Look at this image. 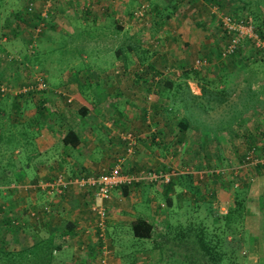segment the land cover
<instances>
[{
    "label": "crops",
    "instance_id": "crops-1",
    "mask_svg": "<svg viewBox=\"0 0 264 264\" xmlns=\"http://www.w3.org/2000/svg\"><path fill=\"white\" fill-rule=\"evenodd\" d=\"M28 1L34 3L32 12L26 10ZM139 5L148 8L146 16L149 17L148 26H153L151 33L134 34L133 22L136 19L130 13ZM167 10L169 16H161ZM229 13L232 16L245 15L251 21L260 23V28L264 30V0H0V88L3 86V93L12 97L22 90H31L27 95L24 94V99L30 101L29 96L33 95V100L41 106L40 110L34 112L35 116L31 117L35 118L32 124L28 125L27 120L20 129L14 131L21 133L22 138L26 137L27 132L30 133V140H24L29 145L25 148L27 152L23 159L26 160L25 164L32 165V169L29 167L30 171L28 170L31 182L48 181L59 172L67 177L100 174L108 171L119 158H123L120 162L123 173H135L143 170L142 168H149L146 170L170 172L175 177L174 164L182 166L190 162V144L194 141L190 134L198 135V146L205 150L206 144H210V138L214 141L212 146L216 150L219 149V142H224V137L230 138L222 136L223 127L213 133L204 127L199 129L190 119L192 107L217 118L225 116L226 110L234 113L238 111L236 116L243 121L229 134L231 137L242 134L244 150L249 141L264 153V70L260 74L264 59L255 55V59L262 65L258 67L260 64L249 60L254 59L253 49L249 50L247 47L241 53L248 54L241 57H244L241 67L247 71L246 80H229L232 63L228 66L214 62L216 80H212V76H200V72L195 80L185 73V63L191 59V55L197 54V58L204 60L205 65L206 60H211L221 50L220 16L230 15ZM39 21L41 31L35 36L33 26ZM155 24L158 25L154 26ZM151 35L153 44L143 42L150 39ZM35 40L36 48L33 47L29 52L27 47L35 46L31 44ZM162 46L165 50L172 51L171 59L176 61L180 70L178 79L158 80L159 77L154 75V80H124L129 84L122 85L121 76L115 75L119 69H128V64L140 66L149 61L150 67L163 66L160 65L161 59L156 62ZM34 51L35 55L30 54ZM54 51L64 52L57 63L50 58ZM104 55L108 56V64L95 68V58ZM8 56H11L10 61L6 58ZM20 57L23 61L17 65L16 60ZM239 57L238 54L226 59L235 61ZM29 62L35 63V68L43 73L44 88L36 87L37 80L31 81L32 76L24 66L30 65ZM195 68L198 67H192ZM239 68L240 65H235L234 71ZM165 71L169 72L167 67ZM138 81L145 84L144 93L151 92L147 95L151 99L148 102L142 97L143 91L133 89ZM213 89L222 91L221 94L216 93L218 97L222 96L220 101H212L210 92ZM4 94H0V97L6 96ZM176 95L178 96L174 99ZM181 95L194 100L191 110L185 103H179L178 107L176 105V111L173 107H168L170 101L175 102ZM67 97L70 107L65 103ZM250 97L256 101L251 102ZM166 105V110L171 109L172 114H166ZM57 116L62 117L60 122L54 120ZM66 122L68 126L65 125ZM12 126L13 124L10 128ZM68 129L78 135L79 142L74 147L64 145L61 141ZM126 132L138 135V143L130 155L125 153L123 134ZM24 142L22 144L25 147ZM178 149L179 154L173 156ZM180 154H184L186 159H181ZM208 156L206 151L201 154L204 159ZM29 172L22 175L24 179ZM179 173L185 172L180 170ZM214 173H217L216 170ZM185 177L176 180H184ZM143 183L146 185L114 189L108 199L103 201L109 214L106 223L108 244L115 246L125 236L133 237L129 240L132 244H144L146 238L132 235V225L137 220H143L158 226L163 221L156 213L160 209V201L165 204V197H171V207H179L181 199L188 196L180 184L165 191L164 182ZM65 190L60 196H55L49 190H42L45 195L41 194L39 200L49 201L56 212L52 218L49 214H41V227L34 224L35 230L32 232H44L40 237L51 236L57 250L65 247L70 250L63 242L65 238L72 241L74 238L82 241L83 238L87 239L84 243L91 242V238L88 239L83 233L91 224L88 208L86 209V194L71 185ZM13 194L15 193L7 197L14 198L10 201L15 206L21 200L18 201L19 194ZM29 203L28 206L24 203L27 208L35 202L32 205ZM35 205L38 209L39 203ZM194 205L186 206L189 212L195 208ZM165 209L166 206L162 209L164 212L162 211L161 217L166 219ZM171 212L169 209V213ZM122 227L125 229L123 232ZM32 243L31 240L29 243L23 241V247ZM156 257L160 258L158 253ZM79 262L77 261L78 264ZM109 262L123 264L118 255L109 258Z\"/></svg>",
    "mask_w": 264,
    "mask_h": 264
},
{
    "label": "rangeland",
    "instance_id": "rangeland-1",
    "mask_svg": "<svg viewBox=\"0 0 264 264\" xmlns=\"http://www.w3.org/2000/svg\"><path fill=\"white\" fill-rule=\"evenodd\" d=\"M28 2L32 4V7L34 9V3L32 1H28ZM137 9L143 10V15L141 17L133 13ZM169 10L162 12L161 16H164L165 14H167ZM134 11L130 13L131 14L130 16L133 19L138 20V21L135 20V23L133 22V24L135 25V29L133 30L134 34L139 33L141 35L142 33L144 34L145 32L151 33L153 26L152 28L148 26L149 17L146 16V13L148 12L147 6L139 5L136 7ZM166 16H169V14H167ZM230 16H232V14H230ZM38 23H40V21L34 23L33 28H36ZM156 25L158 24H155L154 26ZM40 31L41 30L39 31L34 30V32L36 33L35 36H37ZM34 39H37V38H34ZM150 39L148 40L145 39L143 42L148 43V44L149 43L153 44L154 39L152 38V35ZM37 40H35L34 42L32 41L31 43V44H35V46L32 45V48H31L29 45L27 47V50L29 52L32 51L33 47L36 48ZM223 40H225L224 37H223ZM223 40L220 42V45L223 43ZM171 52L172 51L170 50H165L163 46L162 48H160V51L157 55L158 59H156V62L157 61L159 62V59H161L162 63H160V65L163 64V66H160L159 68L158 66L150 67L149 61H147L146 63L143 62L144 64L140 66H137L135 65V63H132V64L127 65L128 69H124V70L119 69V72L116 73L115 76L116 77L121 76L120 78L122 80V85L129 84V82H126L124 80H154L153 78L154 75L156 77H159L158 80L178 79L177 77L180 73V70L177 67L178 64H175L176 61L171 59L172 58ZM35 53L36 52L34 51L33 53H30V54L35 55ZM63 54L61 51H58V52L54 51L52 54H50V58H52L55 61V63H57L59 61V57H61ZM217 54L215 56L213 55L211 60H206L205 65H202L195 69H192L193 67L192 64H193V60L197 58V54L191 55L190 56L191 59L185 63L187 67L186 71L188 73L189 78H193L195 80L198 79L196 75L198 72H200V76L208 75L209 77L212 76L211 77L212 80H216L214 69H216V63L220 62L221 65H228V66L230 65V63H232L231 64V67H232L231 76H229V80H235V79L246 80L247 71L246 69H242L243 68L241 67L242 64L235 62L234 60H231V59L227 60L226 59L227 57L223 58L224 60L226 59V61H222L223 59H220ZM6 58L8 61L11 60V56H8ZM249 60L253 61L252 63L260 64L258 63L259 60L258 61L255 59H249ZM22 61L23 59L20 57V59L16 60V64L18 65V63H22ZM108 62H109L108 56L104 55L102 57H96L93 64L95 65L94 66L95 68L99 69L101 66L107 65ZM214 62L216 63L214 64ZM34 65L35 63H30V65H26V64L24 65L25 68L29 71V73L32 76L31 81H36L38 80V78L41 80H45L42 76L43 73H41L37 68H35ZM235 65H240V68L238 71H234ZM18 67L22 68V66H18ZM166 67L169 72L165 71ZM188 67L190 69H188ZM258 67H262V65L260 64V66ZM155 68H158V69L156 70ZM171 68L172 70H170ZM263 70H264V65H263V68L260 70V74H262ZM135 73L137 76L135 75ZM190 75L192 76L190 77ZM180 80H183V79H180ZM145 87L146 86L144 83L138 81L137 84L133 86V89H136L138 91L140 90L143 91L142 97H145V99L148 102V100H151L148 98L149 96L148 93L151 94V92L144 93ZM1 89H3L2 91L4 92L3 86H1ZM122 92L125 93V95H127V93L123 89H122ZM134 92L136 91L134 90ZM138 94H141V93H138ZM4 95L6 96L0 97V105H3V107L5 108V109H1L4 114V117H0V129L1 130L3 129L0 132V209H1L0 210V248L3 247L5 249L10 250V249H18L21 246L23 247L24 246L23 241H27L29 243L31 240L32 242H34L38 240V238L44 233V232L39 233V231L32 233L35 230L33 228L34 224H38L40 225L38 227H41L40 215L42 213L38 212V209L35 203L36 204L39 203V206H40L45 202H47L48 204L50 202L44 201V200H42L44 201L42 202L39 200L41 198L40 195L41 194L45 195V194L40 187L39 188L34 187L33 185L35 183L31 182L32 179L29 177L31 173L29 171H30V168L32 169V165L29 166L24 163L26 160H24L23 158L25 157V154L27 152V149L25 148L27 147V145H29V144H26L24 140L25 139H27L28 141L30 140L31 138L30 133L27 132L26 137L22 138V135L18 134V132L16 133L14 132L17 129H20L21 126L24 124V122H26L27 120H30L31 117L35 116L34 112L39 110V107L41 106L39 102L33 100L34 96L30 95L29 96L30 101L27 98H25L24 102H22V104L20 103V105H18L17 106L18 108L16 109L15 107H13V104H15L13 97L9 96L8 94H4ZM177 96L178 95H176L174 99H176ZM23 98L24 97H21L19 100L22 101ZM68 98L69 97L65 99V103L70 107L71 104L67 101ZM250 100L251 102L256 101L254 98H251V97H250ZM27 102H30V103H27ZM83 102L84 104H86L85 101ZM147 102L145 103L147 104ZM179 103H185L186 107H188L191 110V106H193L195 102L193 99L188 100L186 99L185 96L181 95V98L178 100H175V102L170 101V104H168V107L169 106L170 108L173 107L174 111H176V105L178 107ZM164 108H165V112L167 115L169 113L172 114V110L170 108L169 109L171 111L168 110L169 111L168 112L166 110L167 105ZM15 109L17 110V114H15V111H16ZM191 111L194 114H192L191 112L190 119L192 123L196 124V126L199 127V129L201 128L203 129L204 127L205 129H210L213 133V132H216L217 129L219 130L221 127H223L224 132H222V134L224 135L222 134H219V135L229 136L230 138H233V140H230V138L224 137V142H219V144L217 145L219 149L216 150L212 146L214 145L213 144L214 141L210 138L209 139L210 144L208 145L206 144L205 146L206 150H205L201 148L200 146H198V142H197L198 135L190 134V136H192V139L194 140L193 143L190 144V150H189V153L191 155L190 162L187 165H182V166L174 164L173 167L175 168L172 167L175 172L174 175H177V172L178 174H185V173L191 174L192 176L191 182L193 186L200 189L201 192L205 191L204 186H207V188H209L208 191L205 192V199L212 206V209L206 208V205L200 203L201 205L199 206V209L195 210V212L198 215H200V217L204 216V218L206 216H209V218H212L211 215L217 217L218 214H223L226 209V202L230 200V198L233 196L234 188L236 186L246 185L245 201H244V216H243V221H242L241 228H240L241 231H243L244 242L240 244V249H238L239 255H236V260L234 264H264V166L263 168H260L258 170H256L255 168L252 170V169H249L248 166H246L247 164H245L244 161L240 160L244 152V149L242 148L244 147V142L241 138L242 134L237 135L238 137L236 136L231 137L230 134L232 130H235V126L241 124L242 118L240 119L239 116H236V114H239L238 111L234 113V111L232 110H229V111L226 110L225 116L223 115L222 117H218V118L215 116H208V114L200 112L199 110L193 107ZM8 114H10L15 119L13 121L10 120L11 117L10 115L8 116ZM184 115L186 117L189 116V114H184ZM5 117H8V120L6 122H4ZM54 120L60 122L62 120V117L57 116L54 118ZM13 122L15 123V125H13L12 128H10V125ZM65 125L68 126L67 122ZM12 129L14 130L12 131ZM6 130H10L12 132L6 131ZM228 130L230 131L227 132ZM236 132L238 133L240 131H236ZM129 133H131L132 136L135 138L134 139L135 141L134 150H135L136 145L138 143L137 142L138 135L132 132H129ZM208 137H210V135H208ZM258 137H259V134H258ZM22 142L26 144L25 147L23 146ZM235 145H239V146L234 147ZM184 146L188 149L186 145ZM255 150H256L255 154L257 156L256 158L262 160V163L264 164V153H261L260 149L255 148ZM204 151H206L209 154V156L206 159L201 157V154H203ZM179 152H180V149L175 150L173 156H175L176 153L178 155ZM183 156L184 154L183 155L180 154V158L185 160L186 156L185 157ZM200 157L203 160L200 159ZM249 165L253 166L252 164H249ZM142 169L146 170L149 168H145V169L142 168ZM180 170L185 173H179ZM209 170H213V173H214V170H216L217 172L215 173L216 176L214 175L211 176ZM25 172H29V173L26 174L28 176L24 179L22 175L25 174ZM248 172H250L249 175H247ZM58 174H62L63 176L66 177V175L63 172H59ZM211 177L213 180H211ZM213 182H215V186L211 185L213 184ZM137 184L138 183H133V185L131 186H135ZM138 185H146V183L140 182ZM210 192H212V194H209ZM12 193H15L13 195L19 194L20 198H18V201L21 200V202L19 201L18 205H15V206L11 205V202L13 201H10V200H13L14 198L7 197V196L11 195ZM21 193H24V194L21 195ZM56 193H54L55 196H60L64 194V192H62L61 194L57 193V195ZM31 196L35 198H32ZM86 197L87 195L85 196V198ZM29 202H31V205L34 202L35 203L33 204V206L30 205L31 207L27 208L28 204H30ZM160 202H161V204H159L160 209L158 210V212L156 211V213L159 218L164 220L163 224L174 222L175 224H180L182 226L191 217V215L188 214L189 213L188 209L186 208V206H188V203L186 200L185 201L183 200L182 204L179 205V207L169 208L170 212L173 211V213L171 212L170 217H167L166 219L165 217L162 218L161 217L163 214L162 209H164L165 204H163L162 201ZM173 202L174 204L176 203L175 201ZM16 203L17 202H15V204ZM24 203H27V206ZM86 203H87V207H86L87 209L88 208L87 198H86ZM31 211L36 212L35 216L37 218H34L30 215ZM55 212L56 211H54L53 208L51 207V210L48 213L49 217L52 218ZM88 213L90 214V219H93V214L92 212H90L89 208H88ZM194 214L195 213L193 212L192 215ZM7 216H13L12 224L15 226H11L10 224L6 225L5 218ZM207 222H210V219L209 220L206 219V223ZM107 229H108V225H107ZM124 230L125 229H123L122 227V232ZM29 233H31V235ZM107 235H108V231H107ZM44 237L45 235L42 238ZM131 238L133 239V237L125 236L123 240L125 239L126 241H123L121 239V241L115 246L108 244L107 239H106L107 247L111 252V256L109 255L110 258L111 257L113 258V255H118L121 257L123 264H195L193 263L195 259L194 258L195 257V251H194L195 247H191L192 250L189 249L190 246L195 244V242H191L190 239H186L184 243L185 245L181 247V248L188 247L187 250L181 249L179 247H174V246L172 247L171 250H167V246H166V247H163V251H160L162 255L158 254L159 257L162 256L161 258L158 259L156 257V253L158 252H156V249L153 248L154 246L153 238L145 240L144 244H140V245L132 244V241H129ZM75 240H76L75 238H74V241H72V239L70 238H65L63 240L64 244L70 247L71 251L67 247H65L64 249L61 248V250H57L58 248H55L54 252L52 253V261H51L52 264H78L77 261L78 262L80 261L79 262L80 264H82V261H84L83 263L85 264H89V262H91L92 264L96 263V259L94 255H97V253L95 251V243L92 242V239L90 240L91 242H89V244L84 243L87 239L82 238V241H78V240L75 241ZM175 241H176L175 237L171 238L169 236V239H167L165 243L175 244L174 243ZM182 251H184V257L181 255ZM73 258H76L77 260L74 261ZM108 264H110L109 260H108Z\"/></svg>",
    "mask_w": 264,
    "mask_h": 264
},
{
    "label": "trees",
    "instance_id": "trees-1",
    "mask_svg": "<svg viewBox=\"0 0 264 264\" xmlns=\"http://www.w3.org/2000/svg\"><path fill=\"white\" fill-rule=\"evenodd\" d=\"M165 14V18H166ZM163 16V17H164ZM237 19H246L247 17L245 15H235L232 16ZM252 23L257 28L259 34L261 37H264V32L260 28V23H255L252 21ZM221 24V23H220ZM220 26V25H219ZM221 31V40H223V37L225 40H223V43L225 44L227 40V35L223 31L222 27H220ZM222 43V44H223ZM223 44V45H224ZM222 45V47H223ZM221 47V49H222ZM249 50H252V48L249 47ZM254 52L253 58L255 59V55L258 52L257 49H253ZM221 51V50H220ZM220 51L218 52V56L220 59ZM248 55V54H247ZM245 55H239L240 57L235 59V62H238L242 64L243 58L247 56ZM244 56L243 58H241ZM145 58H142L144 60ZM257 60V59H255ZM258 61V60H257ZM187 73V71H185ZM31 91V90H30ZM28 91H20L17 95L13 96L14 103L13 107L16 109L17 106L22 104L24 102V98L22 101L19 99L21 97H24L27 95ZM0 93L2 94L3 91L0 90ZM212 96V101H215L214 99H217V101H220L222 96L218 97L216 93L221 94L219 90L213 89L210 92ZM23 94V95H19ZM25 94V95H24ZM19 101V103H18ZM30 103V102H27ZM12 107V108H13ZM1 109H5L3 105H0V117H4V114ZM15 109V110H16ZM40 110V108H39ZM39 112V111H38ZM2 113V114H1ZM41 113V112H39ZM15 114H17V110L15 111ZM10 114H8L9 116ZM10 120H14L10 115ZM33 119L30 118L28 122V125L32 124ZM8 120V117H5L4 122ZM15 124L14 122L12 123ZM180 130H183L181 127H178ZM20 135H22L20 133ZM61 141L64 145H69L71 147H74L79 142L78 135L72 130L68 129L61 137ZM125 145V143H124ZM245 150L242 154L241 161H244L246 166L249 167V169H260L263 168L264 164L262 162L258 163H249V159L246 158L248 152L252 150L251 157L257 159L256 157V150L255 147L252 145L251 142L248 141L246 144ZM218 150V149H217ZM262 153V152H261ZM249 164H252L253 166H250ZM249 171V170H248ZM211 176H216L215 173H213V170H209ZM250 172L247 173L249 175ZM186 176L184 180H176L179 177ZM215 178V177H214ZM211 180L212 177H211ZM32 183L36 184V181H32ZM185 183V184H184ZM165 184V191L172 190L173 187L176 184H180L186 191L188 196L184 199L188 203V206L194 205V209L191 210L188 214L191 215V217L187 220V222L184 225L175 224V223H168L163 224V221H160L158 223V226L149 224L148 222H145L143 220H137L132 225V235L137 238H146V239H154V246L153 248L156 249V252H158L159 255H162L160 251H163V247L167 246V250H171L172 247H179L181 248L183 245H185L186 239H190L191 242H195L192 246H190V250H192L191 247H195V264H234L236 260V255H239L238 252L240 249V244L244 242L243 237V231H241V224L243 221L244 216V201H245V191H246V185L244 186H236L233 190V196L226 202V209L223 214H218L217 217L212 216V218H209V216L198 215L195 210L199 209L200 203L206 205V208L212 209V206L206 201L205 199V192L208 191L209 188L207 186H204V192L197 187L192 185L191 182V174H178L175 175V177L170 176L169 180ZM215 186V182L211 184ZM129 186H121L119 188H125ZM215 188V187H214ZM66 191V190H65ZM113 191V190H112ZM64 192V191H63ZM209 194H212L210 192ZM192 198H195L194 200ZM183 201V199H181ZM165 216L169 217L171 216V213H169V209L172 205V199L171 197H165ZM199 202V203H198ZM47 203V202H45ZM44 204V203H43ZM190 204V205H189ZM41 206V207H40ZM38 208V212L43 213L42 211V205H40ZM1 210V209H0ZM37 212V213H38ZM193 212L195 213L194 215ZM13 216H7L5 218L6 225L10 224L11 226H15L12 223ZM206 219L210 222L206 223ZM90 222L93 221V219L89 220ZM160 224V226H159ZM239 233V234H238ZM169 236L172 238H176V241L173 243H165L167 239H169ZM242 236V237H241ZM188 243V242H187ZM56 248V245L53 243V239L51 236H46L44 238H38V240L34 241L31 245H28L27 247L18 248V249H5L3 247L0 248V264H52V253L54 252ZM181 249L187 250L188 247H183ZM166 251V250H165ZM181 255L184 257V251H182ZM162 256H160L161 258ZM88 260V259H87ZM84 262V261H83ZM85 264V263H83ZM89 264H92L89 262Z\"/></svg>",
    "mask_w": 264,
    "mask_h": 264
},
{
    "label": "built area",
    "instance_id": "built-area-1",
    "mask_svg": "<svg viewBox=\"0 0 264 264\" xmlns=\"http://www.w3.org/2000/svg\"><path fill=\"white\" fill-rule=\"evenodd\" d=\"M26 10L28 12L33 11V7L30 2L27 3ZM142 13L143 10L141 9L134 11V14L139 16H141ZM220 18L221 27L228 37L220 51L221 58L237 56L238 54L242 55L241 53L247 47H250L252 49H257L258 52L256 54L260 58L264 59V37H261L250 18L237 19L224 14L221 15ZM40 25L41 24L34 28L35 31L40 29ZM204 63V60L196 58L193 61V67H200L204 65ZM36 87H45L44 82L39 78L37 80ZM0 90L3 89L0 88ZM134 139L135 138L129 132L123 135L126 155L133 153L135 145ZM251 152L252 150H250L246 156L247 159L250 158L249 163L254 164L256 162H262L260 159L252 158ZM122 160L123 158L117 159L116 164H114L108 171L100 174L75 175L71 177L56 174L48 181L37 182L33 185L34 187H40L42 190H49L59 194L65 191L67 186L71 185L87 195L88 208L93 214V221L90 222L91 224L87 227L88 229L86 228L83 233L87 235L88 239L91 238L92 242L95 243V251L97 253V255H94L96 259L95 264H108V260L111 256V252L106 243V223L108 214L103 201L108 199L112 190L121 186H131L133 183L137 182L154 183L160 181L166 183L173 174L170 172L160 173L150 170H137L135 173H123L120 167V162ZM51 207L52 206L48 203L42 204V214H48ZM35 213V211H31L30 215L37 218Z\"/></svg>",
    "mask_w": 264,
    "mask_h": 264
},
{
    "label": "clouds",
    "instance_id": "clouds-1",
    "mask_svg": "<svg viewBox=\"0 0 264 264\" xmlns=\"http://www.w3.org/2000/svg\"><path fill=\"white\" fill-rule=\"evenodd\" d=\"M134 152V151H133Z\"/></svg>",
    "mask_w": 264,
    "mask_h": 264
}]
</instances>
